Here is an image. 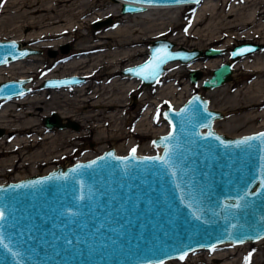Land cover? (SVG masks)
<instances>
[{"label":"water","instance_id":"water-1","mask_svg":"<svg viewBox=\"0 0 264 264\" xmlns=\"http://www.w3.org/2000/svg\"><path fill=\"white\" fill-rule=\"evenodd\" d=\"M149 4L181 3L125 0L121 12L143 10ZM110 22L111 17L95 19L92 26ZM13 42L15 48L10 47ZM163 45L176 58L162 64L156 76L145 79L128 71L144 65ZM60 47L61 52L67 51L66 45ZM261 48L264 45L260 43L241 42L232 46L230 57L235 60ZM50 51L53 56L55 50ZM40 52L16 39H0V58L6 59L5 63ZM223 52L220 47L175 46L170 39L157 37L149 42L148 57L121 72L149 85L160 78L171 61L191 63ZM201 74L200 69L192 68L189 78L196 82ZM232 74V63L224 61L202 79V87L221 86ZM29 79H0V99L27 92ZM84 80L76 74L48 77L41 87H63ZM196 97L199 100L190 104ZM185 108L187 114L176 115ZM165 112L172 123L166 119L168 131L153 138L162 148L159 153H135L136 158L131 159L133 148L117 154L110 146L95 156L58 164L46 173L0 183V208L6 216L0 222V234L8 245L0 247V264H158L185 251L264 237V144L252 141L251 148L235 146L236 141L264 133V128L238 136L218 131L213 124L223 112L209 107L200 93L190 94L178 107H166ZM44 124L49 129H79L77 121L63 119L56 111L44 116ZM173 125V139L165 145L161 138L173 131ZM209 132L214 135L208 136ZM165 146L172 153L169 164L142 159L163 157ZM93 161L97 163L72 172ZM81 195L83 200L78 199Z\"/></svg>","mask_w":264,"mask_h":264},{"label":"rangeland","instance_id":"rangeland-1","mask_svg":"<svg viewBox=\"0 0 264 264\" xmlns=\"http://www.w3.org/2000/svg\"><path fill=\"white\" fill-rule=\"evenodd\" d=\"M105 1L106 8L104 9L106 10L116 9L119 5V1L116 2L117 0ZM228 1L229 3L226 5L218 2V8L213 13L204 15L201 22L195 26V29L199 28L202 33L204 32L203 29L210 21H214V26L217 27L223 25V23L225 24L228 20L234 19V15H230L231 17H228V15L231 12H236L233 11V9L236 5L240 4V0ZM52 6V0H35V2L34 0H0V39H16L21 43L23 42L24 45L41 49L40 53L32 54L33 57L35 56L33 58L34 65L30 68L31 72L28 71L27 74L25 73L22 75L18 70L19 67H16L18 65H13V63L18 61H10L11 63L8 62L0 66V79L19 78L23 76L29 77L30 79L26 85L31 87V90L29 87V91L32 95L31 99L16 103V107L11 108L8 111L9 115L4 119L12 124V122L18 118L15 114H21V112L31 108L35 112L32 115L29 114L27 117L36 118V128L41 133L39 135L41 142L31 143L21 150H10L18 134H15L11 128L4 127L1 123L3 119L0 118V124L2 125H0V183L17 180L34 174L45 173L58 164L66 165L79 159L89 158V156H93L110 146H113L117 153H127L131 148H135L138 154L159 153L161 148L153 143V138L168 130V124L163 115L164 109L169 106L177 107L181 105L187 97L193 93H200L208 100L209 107L223 112L221 118L215 119L213 127L226 135L238 136L264 128V116L261 114L247 118L243 116V109V111L238 108L233 109V107L238 104L237 100H240L244 95L242 94L243 92L238 94L239 90H245V87L252 83L251 74L244 68L237 67L235 70L233 68V72H236V74L233 73L234 75H232L228 82L211 89H204L201 81L211 74L212 69L207 66H204L203 69L198 68L202 71L201 77L196 82H192L189 78L192 62L183 63L171 61L167 63L164 72L157 82L149 85H144L138 78L122 74L121 72L125 66L143 61L148 56L149 42L157 37L168 38L175 43V46H185L189 49L193 47L205 49L206 47H219L224 44L223 53H227V56L224 60L220 61V64L224 61H229L239 66L242 58L233 60L230 57L232 46L244 41H253L254 43L264 45V35L251 36L252 38L236 36L231 37V39L223 38L218 41L202 39L194 35L184 37L185 35L183 34L186 33L185 29H187L185 22L192 21L198 11L194 4H188L182 7L178 14L180 19L178 21L175 17H170L161 12L154 14L155 18L152 22H140L135 24L128 21L125 18L126 16H123L120 5L118 14L113 13L111 15L99 17V19L111 17V22L109 24L93 28L92 22L95 20L94 16L96 15L91 14L88 16V25L93 34H103L105 31L117 29L121 23V25L127 24L135 29L138 28L137 30L142 40L140 41L141 43L139 42L138 48L136 49L137 52L128 56H123L124 58L119 61V65L117 64V68L114 72L115 77L119 78V80H117L119 83L117 84L109 81L102 83L100 79L106 76V74L89 79L85 77L88 70L78 68L77 74L84 76L86 80L84 81L86 83L98 84V86L109 84L114 91L108 95H89V101L82 102L84 97L79 96V94L63 93L64 90H73L77 88L78 85H70L66 88H62V90L59 89V87H41L43 78H47L48 75L56 74V76H64V74H71L72 69H68L67 67L70 65L71 60L77 56V43L82 37L77 36L73 38L74 35L70 33L58 39H37L38 37L35 38L33 36L47 29L51 30L52 26L43 28L33 26L27 27L25 25L28 24V21L38 19L42 15L46 16L49 11L47 12L42 8ZM61 6L62 5H59L58 8L61 9ZM38 8L42 11H36ZM101 10L102 9H99L98 11ZM60 26L68 27L67 21L60 22ZM81 31L86 33L88 30L86 28H81ZM51 44H55V47ZM61 45L67 46L66 52H61ZM50 49L55 50L53 56L49 55ZM256 53L264 54V48L248 54L247 57H251ZM29 56H27V58L25 57L26 59H18L19 61H23L22 66L28 64L27 59H29ZM202 59L203 58L199 59V61L202 63L207 62V59ZM130 82H134L138 84V86L136 88L133 87V89H127L130 87ZM171 87H173L172 90ZM165 90H167L166 92L168 93H164ZM263 98L264 96L261 95V97H257L256 100L261 101ZM256 100H253V104L256 103ZM5 101H10V99H0V106ZM257 106L259 108L258 110H264V99L259 105L252 108L250 107V110L255 107L257 108ZM59 110L65 112V117L63 119L71 118L77 121L79 123V129H73L71 127L47 128L44 124V116L51 111L59 112ZM148 110L151 112L149 113V117L153 119V122H151L152 124L154 123L149 132H136L129 142L126 141V138H115L114 132L117 125L121 127V130L133 131L140 121L141 115ZM158 110L160 116L157 120ZM237 112L238 114H236ZM20 117L18 118L20 120L24 118ZM150 118L147 119V122ZM18 133L19 135L26 134L30 139L34 137L35 131L20 130ZM15 158H19L17 163L13 160ZM39 160L41 162H39ZM219 246L220 245L216 247L218 248ZM216 247H211L212 249H197L198 251L195 250L196 252H193L194 254L192 257L183 259L182 263H178V261L174 259L170 260L171 262L168 264H226L230 261H232V264H242V262L246 264V260L247 264H264V241L259 242V244L257 242H252L247 248L248 250L242 249L236 252H228L229 254H226V258L214 257L212 251H216ZM240 253L242 258L237 259Z\"/></svg>","mask_w":264,"mask_h":264},{"label":"bare ground","instance_id":"bare-ground-1","mask_svg":"<svg viewBox=\"0 0 264 264\" xmlns=\"http://www.w3.org/2000/svg\"><path fill=\"white\" fill-rule=\"evenodd\" d=\"M52 1H53L52 7H48L49 9L46 7L42 8L46 10L47 12L49 11V13L46 16L42 15L38 19H35L33 21H28V24L25 25L27 27L33 26V27H43V28L52 26V29L51 30L47 29L46 31H43L33 36L35 38L38 37L37 39H53V38L58 39L68 33L73 34L74 35L73 38L77 36H82L80 38V41L77 43V51H78L77 56L71 60L70 65L67 67L68 69L70 68L72 69L71 74L79 75L77 74L78 68L87 69L88 73L85 74V77L89 79L94 78L96 76L98 77L99 75L106 74V76H103V78L100 79L102 83H105L108 81L113 82L114 84L119 83L117 81L119 80V78L115 77V74H114L117 68L116 66L119 63V61L122 58H124L123 56L125 55L128 56L130 54H134L135 52H137L136 49L138 48L139 42L142 40L140 39L138 30H137L138 28L136 27L137 29H135L134 27H131L130 25H127V24L121 25L120 23L117 29L105 31L103 32V34H93L89 29L88 16L91 14L96 15L94 16L95 19L96 18L99 19V17H103L105 15H111L113 13L118 14L119 6L122 5V2H124L125 0H117L116 2L119 1V5L117 6V8L110 9V10L104 9L106 8L105 0H52ZM218 2L223 5H226L227 3H229L228 0H202L201 2H199V4H194L196 8L198 9V11L196 12L195 18L192 21L185 22L188 32L186 31V33L183 34L185 35L184 37H187L189 35H194L195 37L199 36L202 39L218 41L223 38L231 39V37H236V36L237 37H240V36L251 37V36H256V35L257 36L264 35V0H240L239 5H236V6L234 5L235 7L233 11H236V12H231L228 15V17H231L230 15H234L235 16L234 19L228 20L225 24L223 23V25L217 26V27L214 26V21H210L208 25L203 29L204 32L202 33L199 28L195 29V26L201 22L204 15L208 13H213L218 8V5H219ZM188 4L192 5L191 3L147 5L143 10H138V11H133V12H122V14L123 16H126L125 18L128 21H131L132 23H135V24H138L140 22H152L153 19L155 18L154 14L161 13V12H163V14L168 15L170 17L171 16L175 17L176 20L178 21L180 20L178 16L179 12L181 11L182 7ZM59 5H62L61 9L58 8ZM99 9H102V10L98 11ZM36 11H42V10L38 8L36 9ZM65 21H67L68 27L66 26L61 27L60 22H65ZM81 28L82 29L86 28L88 31L84 33L81 31ZM51 45L55 47V44H51ZM223 46L225 45L223 44L219 47L224 48ZM49 55L52 56L50 50H49ZM30 56H32V54ZM30 56H29V59H27L28 64L26 66H22L23 61H19V60L11 61V62L18 61L16 63H13V65L14 64L18 65L16 67H19L18 70L22 75L25 73L27 74L28 71L31 72L30 68L33 67L34 65L33 58L35 56L34 57L33 56L30 57ZM226 56H227V53L225 54L223 53L222 56L220 54L214 57H208V58H205L207 59L206 60L207 62L205 63H202L198 59L191 63V67L203 69L204 66H207L213 69L216 66H218L220 64V61L224 60ZM26 58H23V59H26ZM235 64H233L234 70L237 69V67L248 70V72L251 74L252 83L247 85V87H245V90L244 89L239 90L238 94H241L243 92L242 94L244 95L240 100L239 99L237 100L238 104L237 106L233 107V109H237V108L239 110L243 109L244 110L243 116H246L247 118L255 117L258 114H261L262 116H264V110H258L259 109L258 106L257 108L255 107L252 110H250V107L252 108L256 105H259L264 99V98L261 99V101L256 100L257 97L260 98L261 95L264 96L263 94L264 92V54L256 53V54H253L251 57H247L246 55L245 57H242V59L240 60L239 66ZM234 74H236V72ZM55 76L56 74H51V75H48L47 78L55 77ZM85 81L78 83V84H70L71 86L78 85V87L74 88L73 90H68V89L64 90L63 93L64 94L74 93L76 95L79 94V96L84 97L82 102H86V101H89V95H97V94L98 95H101V94L108 95L114 92L112 87L107 83H106L107 85L103 84V86H98V84L97 85L91 84V83L88 84ZM68 86L59 87V89L62 90V88H66ZM137 86L138 84H135L134 82H130V87L127 86L129 87L127 89H133V87L136 88ZM172 88L173 87H171V90ZM30 90H31V87H30ZM166 91L167 90H165L164 93H168ZM27 92H24L23 95L20 94L12 98H9L10 101H5L0 106V118L3 119L1 121L2 125H4V127L11 128L12 131L15 132V134H18L16 140L10 147L11 148L10 150H16V149L21 150L22 148H26V146L30 145L31 143H37L38 141L41 142V138L39 137L41 133L36 128L37 126L36 118L27 117L29 114L32 115L35 112L33 109L29 108L27 111L21 112V114L19 113L15 114V116H17L18 118L20 116H21L20 118L22 117L24 118L22 120L17 118V120L12 122V124H10L8 121L4 119V118H7V116L9 115L8 111L11 108L16 107V103L24 102L25 100L32 98L30 91L28 93ZM253 100H256L255 104H253ZM258 111H261V112H258ZM149 113L151 112L148 110L146 113L141 115V119L133 131H127L125 129L121 130L120 129L121 127L120 126L118 127L117 125V127H115L116 130L114 132L116 136L115 138H118V139L126 138V141L129 142L132 139L134 133L149 132L150 128H152L154 125V123L152 124L153 119L149 117ZM59 114L61 115V117L63 118L65 117L64 111L59 110ZM236 114H238V112ZM148 118L150 119L147 122ZM20 130L21 131L23 130L32 131L33 130V132L35 131L34 137L29 139L26 134L19 135L18 132ZM18 159L19 158L17 159L15 158L13 160L17 163ZM39 162L41 161L39 160ZM263 241H264V237H261L253 241L248 240V241L238 242V243L223 242V243L214 245L215 247L218 245L220 246L218 248L216 247L217 250L216 251L213 250L212 253L214 254V257L226 258L227 257L226 254H229L228 252H233V251L236 252L237 250L247 249L252 242H257L259 244V242H263ZM224 244H234V245H224ZM196 251L194 250L192 252L187 253L185 258L192 257V255L194 254L193 252H196ZM178 258L167 259L163 261V264H168L171 262L170 260H174V259H176L175 261H178V263H182L183 260H180ZM241 258L242 257L240 253L237 259H241ZM243 260H240V261H243ZM226 264H232V261L227 262ZM242 264H245V262H242Z\"/></svg>","mask_w":264,"mask_h":264},{"label":"snow or ice","instance_id":"snow-or-ice-1","mask_svg":"<svg viewBox=\"0 0 264 264\" xmlns=\"http://www.w3.org/2000/svg\"><path fill=\"white\" fill-rule=\"evenodd\" d=\"M137 2H139V0H137ZM177 3H184L187 2V0H176ZM185 31H187V29H185ZM11 48H15L16 45L13 42L10 45ZM249 51L251 49H248ZM23 55V54H22ZM235 55V53H234ZM176 58V56H174L172 53H170L168 51V48L166 45L161 46L160 48H157L154 50L153 54H152V58L146 62L144 65L138 67L137 69H128L129 72H135L136 75L138 76H142L143 78H148V76H156L158 69L160 68V66L164 63L167 62V60L169 59H174ZM6 59L0 58V63H5ZM21 95H23V93H20ZM197 100H199V97L194 98L193 101H190V104H194ZM204 111L206 112L207 109L205 108ZM188 113V108H185L184 110H182L181 113H176V115H183V114H187ZM164 118L169 120V123H172L169 113L165 112L164 114ZM160 116L159 110L157 112V117L156 119L158 120ZM183 123V122H182ZM207 126V125H205ZM175 132V126L173 125V131L169 133V135L167 137H163L161 138V142L164 143L165 145H167V142L171 141L173 139V133ZM208 136H213L214 134L212 132H209L207 134ZM217 140H220V137L216 136L215 137ZM252 141H259L261 144H264V133H259L255 136H251V137H245L239 141L235 142V146L236 147H242V146H247L248 148H251L253 145L251 144ZM154 144H156V142H153ZM221 143H223V141H221ZM225 147H227L228 145H224ZM132 156L130 157L131 159H135V152L136 149L133 148L132 150ZM111 155V154H110ZM171 150L165 146V153L163 157L157 156V157H144L142 158L143 160H155V161H160L162 164H169L170 160H171ZM100 159H104V157H101ZM117 159H127V158H117ZM96 161H93L92 164L87 165V166H77V168L72 169V172H78L79 169L81 167H91L92 165L96 164ZM66 178V177H65ZM23 186V185H22ZM79 200H83L84 196L81 195L80 197H78ZM237 207H239V204H237ZM71 215H76V213H70ZM196 219H200L199 216L195 217ZM6 219L5 216V210L3 208H0V222H3ZM0 247H4L7 248L8 245L4 243L3 241V236L2 234H0ZM187 255V252L185 251L183 254H181L179 256L180 260H183L185 258V256ZM160 264H163V262H160ZM246 264H247V260H246Z\"/></svg>","mask_w":264,"mask_h":264}]
</instances>
